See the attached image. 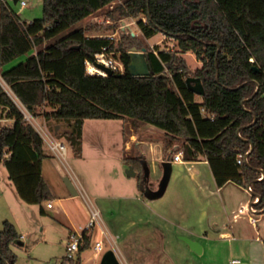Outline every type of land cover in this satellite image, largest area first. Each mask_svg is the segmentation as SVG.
I'll list each match as a JSON object with an SVG mask.
<instances>
[{
    "label": "trees",
    "instance_id": "trees-1",
    "mask_svg": "<svg viewBox=\"0 0 264 264\" xmlns=\"http://www.w3.org/2000/svg\"><path fill=\"white\" fill-rule=\"evenodd\" d=\"M117 1L108 11L111 19L137 18L146 38L161 31L177 41L178 49L146 47L151 75L128 70L129 50L140 42L132 32H122L117 42L82 25L50 42ZM43 6L42 17L27 21L10 2L0 4V72L36 118L67 125L56 132L58 139L65 137L82 155L87 119L149 125L162 131L165 156L182 149L185 161L204 157L218 187L251 185L253 199L261 196L254 205L264 208V0H43ZM188 51L201 67L188 66ZM101 52L119 54L124 72L90 74L87 61ZM190 76L201 78L204 95L190 89ZM49 156L41 133L0 82V165L21 199L40 205L42 213L43 203L53 199L43 174ZM126 160L139 170L141 182V156ZM92 237V231L84 232L75 264H82ZM20 238L12 221L0 224V264L16 263L12 245Z\"/></svg>",
    "mask_w": 264,
    "mask_h": 264
},
{
    "label": "rangeland",
    "instance_id": "rangeland-1",
    "mask_svg": "<svg viewBox=\"0 0 264 264\" xmlns=\"http://www.w3.org/2000/svg\"><path fill=\"white\" fill-rule=\"evenodd\" d=\"M9 2L23 20L31 21L44 14L43 0H27L26 7L21 6L19 2L15 3L14 0ZM119 3L120 1H117L113 5L95 12L50 42L83 25L90 28L89 33L113 36L117 42L120 40L122 32H134L140 42L133 47L138 49L153 48L154 46H159L162 49H178L176 39L161 31L146 38L138 27L137 18L111 19L108 16V11ZM34 52L35 49L31 54ZM107 55L120 60L119 54L107 52ZM183 55L192 70L202 66V61L193 52L188 51ZM25 57L17 58L7 67L24 60ZM1 80L4 83V79ZM4 86L14 96L6 83ZM16 100L21 104L18 99ZM49 108L46 107V109ZM38 121L45 123L55 136L59 128L61 132L68 128L66 124H59L53 120L46 121L38 117ZM7 123L10 124L11 121H7ZM123 133H125L124 136ZM132 138H135L136 141L131 142ZM162 139V131L149 125L133 128L130 122L121 119H87L83 133L82 155L75 154L65 137H60V140L64 141L68 147L65 159L54 154L47 147L50 156L43 161V174L52 190L53 199L43 203L46 209L45 213L41 212L40 205L29 204L24 200L22 201L23 207L17 206L8 193L6 182L8 171L2 165L0 167V224L8 219L16 225L21 234L20 242L12 245L17 256L15 264H61L63 256L66 255L65 242L69 239L71 232L80 231L79 227H85L88 223L91 203L100 209L111 234L117 239L119 235L111 223L124 227L133 219L139 221L147 219L149 215H152L151 211H155V214L165 212L177 221L187 223L200 219L208 221L213 211L218 209L220 212L218 217L222 219L226 216L223 208L224 203L228 205L227 213L230 218L237 215L238 219L235 223L237 228L248 231L251 226L249 222L251 213L242 201L246 193L233 182L227 183L219 191L217 184L211 182L210 185V181L205 175L207 169L209 170L208 164L175 163L165 195L155 201L149 200L146 193L151 188L152 168L150 167L151 172L147 170L145 175H142V181L139 182L137 174L128 175L127 171L132 165L126 160V157L142 154L146 160L151 161L153 157L148 153L150 143L153 141L162 145ZM135 171L139 172V170ZM159 172H161L160 169ZM65 177L71 178L79 191L78 195L71 194L64 181ZM192 177L195 178L192 179ZM158 180V178L157 181L155 180L156 184ZM5 191H7L6 195ZM249 198L251 199V197ZM49 202L53 204L52 207L48 206ZM240 207H243L242 211L239 210ZM205 208H210L207 215L202 212V209ZM86 212L89 213L86 214ZM251 215L261 219L260 232L264 236V217H261L260 213ZM144 224L139 222L137 227L145 226ZM149 224L151 225V223ZM100 230L99 225L91 230L92 244L81 253L82 264H100L104 253L111 249L110 243L100 233ZM239 231L236 232L238 236L240 235ZM254 236L256 237V235ZM98 240H103L104 243V250L101 252L94 249V244ZM240 242V240H236L234 243L232 241L236 252L240 250ZM221 260L222 264H229L230 259L226 261L222 258Z\"/></svg>",
    "mask_w": 264,
    "mask_h": 264
},
{
    "label": "crops",
    "instance_id": "crops-1",
    "mask_svg": "<svg viewBox=\"0 0 264 264\" xmlns=\"http://www.w3.org/2000/svg\"><path fill=\"white\" fill-rule=\"evenodd\" d=\"M9 89L10 91H12L10 87ZM13 95H14L13 98L16 100L17 97L15 96L14 93ZM83 133H84V129H83ZM135 141H136L135 138L131 139V142H135ZM148 153L149 156L153 157V159H151V161L146 160L147 161L146 168L148 170H150V167L152 168V172L150 170L151 172L150 175L152 179H154V181L155 180L157 181V178L160 179L162 175V172H159V169L161 171L160 164L165 160L172 161V170L174 168V164L177 162L190 163V164L197 162V163H203L204 165L207 164L209 165V162L204 157H200V159L196 161H185V160L181 162L174 161L173 154L170 153L168 156H165L162 149V145L159 142L152 141L150 143V151H148ZM1 166L2 165H0V167ZM205 175L206 178L210 181L209 183L210 185L211 182L213 184H217L210 165H209V170L207 169ZM7 177H6L7 180L6 182L9 190L8 192L9 195H11L17 206L23 207L22 206L23 200L18 195L14 184L9 178V174ZM194 178L195 177H192V179ZM233 183L235 184V182ZM157 184L154 189L157 188ZM238 186L246 193L242 201L245 203L246 207L249 208L250 213L254 214L251 210V205L253 204L254 201H257L258 198L255 197V199H253V194L251 190L248 189V187L246 188L240 185ZM221 188L222 187L217 186L218 191ZM6 192L7 191H5V195ZM165 193L160 197H149L148 194H151V191H149L148 193H146V195L150 201H155L162 198L165 195ZM249 197H251V199ZM154 205H158V204H154ZM227 207L228 205L227 204L225 205L224 203L223 208L226 214V216H224L225 218L220 219V217H218L220 216V212L217 209L218 212L217 210H215V212L213 211V214L211 215L208 221L200 219L199 221L196 222L188 221L187 223H184L170 217V215L166 214L165 212H160L159 214H155V211L153 212L151 211L152 215H149L147 219H143V220L141 219V221L137 219H133L129 221V223L126 224L124 227L123 226L121 227V225L117 226L115 223L114 224L111 223L116 233L119 235L117 241L123 259L122 263L123 264H222L223 261L221 259L223 258V260L226 261L230 259L228 262L229 264H264V236L261 235L260 232L261 227L259 226L261 219L257 218L256 224H254L251 220H249L251 224L250 229L248 231L244 229L241 230L240 228H237V226L235 225L238 219L237 215H234L232 218H230V215L227 213L228 211ZM241 208L243 207H240L239 210ZM253 208L256 211L255 213H260L262 214L261 217H264L263 216L264 208H257L255 205H253ZM209 209L207 208H205L204 210L202 209V212H204V214L207 215L209 213ZM88 213L86 212V214ZM102 220H103L102 227L106 228L110 232L106 220H104L103 214H102ZM139 222L140 224L145 223L144 224L145 226L137 227V224ZM149 223H151V225ZM237 231L240 232L239 236L236 234ZM254 235H256V237ZM183 237H187L192 240L198 241L202 246L201 252L198 253L194 249H192L190 244ZM236 240L241 241L239 245L240 250H238L239 252H236L234 250L235 246L232 245V241L234 243ZM232 256L235 257L232 258ZM234 260H238V261L234 262Z\"/></svg>",
    "mask_w": 264,
    "mask_h": 264
},
{
    "label": "built area",
    "instance_id": "built-area-1",
    "mask_svg": "<svg viewBox=\"0 0 264 264\" xmlns=\"http://www.w3.org/2000/svg\"><path fill=\"white\" fill-rule=\"evenodd\" d=\"M9 1H11V0H0V4L7 3ZM18 2L23 7H26L28 5L27 0H18L17 3ZM111 37H113V36H111ZM94 56L98 62H101V63L105 64L106 66H109L110 68H112L114 70V72L123 73L125 70L124 63L121 60L115 59V58L107 55V52L97 53ZM87 71L90 74L99 73V74L106 75V73L104 71H102L101 69H99L95 65V63L93 62L92 59L87 61ZM1 79H3V77L0 74V82L4 85L5 81L3 83ZM19 106L22 109V111L24 112L26 118L29 121H31L32 123H34V125L37 127V129L41 133L48 149L51 152H53L54 154L58 155L59 157L65 159L67 156V152H68V147H67L66 143L64 141L58 139L55 135H53L50 132L48 126L45 123H41L40 121H38V118H36L31 112H29L27 110V108L22 103L19 104ZM44 122H46V121H44ZM173 160L179 161V162L184 160L182 149L173 154ZM239 162H241V160H239ZM248 189L251 190L252 187L248 186ZM49 206L52 207L53 204L50 202ZM251 210L253 213L256 212L254 210L253 206L251 207ZM240 211H242V208L240 209ZM250 220L254 224L257 223V218H255L253 215H250ZM102 222H103L102 213H101L100 209L91 203L90 216H89L88 223L86 224L85 227L80 226L79 227L80 231L74 230L71 232L69 239L65 242L66 243V255H65L64 260H62L61 264H75L80 246L83 242L84 232L91 231L97 225L100 226L101 234L104 235L107 238L108 242L110 243L111 249L115 250L117 256L119 257L120 264L122 263L123 259L121 256L120 248L118 246L117 238L114 237L113 235H111V233L109 231H107L106 228L102 227ZM117 237H119V236H117ZM94 249L97 250L98 252L103 251L104 250L103 240L96 241L94 244ZM236 261H238V260H234V262H236Z\"/></svg>",
    "mask_w": 264,
    "mask_h": 264
},
{
    "label": "water",
    "instance_id": "water-1",
    "mask_svg": "<svg viewBox=\"0 0 264 264\" xmlns=\"http://www.w3.org/2000/svg\"><path fill=\"white\" fill-rule=\"evenodd\" d=\"M17 1L18 0H14L15 3H17ZM133 34L135 35L134 32H133ZM129 56H130V63L128 65V70L132 75L147 76V75L152 74L151 62H150L149 54L147 52L146 47H143L142 49H138L137 47H132L129 50ZM91 59L93 60V62L95 63V65L99 69H101L102 71H104L106 73V75H112V74L120 75V73L114 72V70L112 68H110L109 66H106L105 64H103L101 62H98L95 59V56H92ZM255 69L258 70L257 67H255ZM187 82H188V85L192 91H194L195 93H197L199 95L205 94V87H204L203 81L201 80L200 77L190 76L187 78ZM253 147H254V145H253V143H251V150L253 149ZM248 155H249V153L247 154L246 157H248ZM160 165H161L160 167H161L162 175L159 179L157 188L156 189H152V188L149 189V191H151V194H148L149 197H160V196H162L166 192L167 187L169 185V182L171 179V173H172V161L171 160H165ZM260 171L262 172L263 177H264V170L260 168ZM127 172H128V175H130V176L137 174V172L135 171V169L132 166L128 169ZM64 181H65L66 185L68 186L72 195L76 196L79 194V191L76 188L73 181L71 180V178L65 177ZM248 186H251V185H248ZM251 192H252V189H251ZM256 197L258 198V200L254 201L253 204L251 205V207L255 203H257L261 198V196L258 194L256 195ZM183 238L190 244L192 249H194L198 253L201 252L202 246L198 241L192 240V239L187 238V237H183ZM100 264H120L119 257L117 256L115 250L114 249L107 250L102 257Z\"/></svg>",
    "mask_w": 264,
    "mask_h": 264
},
{
    "label": "flooded vegetation",
    "instance_id": "flooded-vegetation-1",
    "mask_svg": "<svg viewBox=\"0 0 264 264\" xmlns=\"http://www.w3.org/2000/svg\"><path fill=\"white\" fill-rule=\"evenodd\" d=\"M139 156H141V159H142V161H143V163H144V165H145V168H144V171H143V174L142 175H145L144 173H146L147 172V161H146V158H145V156H143L142 154H138ZM143 177V176H142ZM150 186H151V188L152 189H154L155 187H156V183H155V181H154V179H152V177H151V175H150Z\"/></svg>",
    "mask_w": 264,
    "mask_h": 264
}]
</instances>
